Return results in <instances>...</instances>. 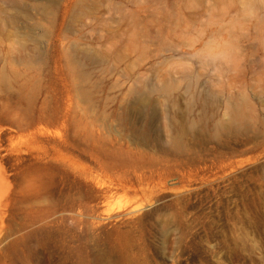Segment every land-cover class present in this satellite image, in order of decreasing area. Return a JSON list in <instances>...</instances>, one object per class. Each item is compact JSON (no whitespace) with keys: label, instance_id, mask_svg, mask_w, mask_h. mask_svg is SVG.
I'll use <instances>...</instances> for the list:
<instances>
[{"label":"rangeland","instance_id":"374dc122","mask_svg":"<svg viewBox=\"0 0 264 264\" xmlns=\"http://www.w3.org/2000/svg\"><path fill=\"white\" fill-rule=\"evenodd\" d=\"M0 123V264H264V0H0Z\"/></svg>","mask_w":264,"mask_h":264},{"label":"bare ground","instance_id":"6f19581e","mask_svg":"<svg viewBox=\"0 0 264 264\" xmlns=\"http://www.w3.org/2000/svg\"><path fill=\"white\" fill-rule=\"evenodd\" d=\"M3 132H4L3 126L0 125V240L5 235V231H6V228L8 225V220H9L10 213H11V206H12V203L14 201L15 195L17 193L16 187H15L16 185L14 186V182H13V180H15V177H14V179L11 178L14 174L10 177V173H9L8 169H6V166H8V165H5V166L3 165V163L5 162V159L7 157L6 153H5L6 147L4 146L6 143L4 144V142H3L5 138L2 139ZM6 135H10V134H6ZM8 137L10 138L9 141H11V137L10 136H8ZM7 140H8V138H7ZM11 153H14V152H11ZM16 155H17V152H16ZM18 158H19V156H18ZM7 161H8V159H7ZM15 171H16V169H15Z\"/></svg>","mask_w":264,"mask_h":264},{"label":"clouds","instance_id":"9594fccd","mask_svg":"<svg viewBox=\"0 0 264 264\" xmlns=\"http://www.w3.org/2000/svg\"><path fill=\"white\" fill-rule=\"evenodd\" d=\"M221 48L222 45L220 42L216 40H209L198 54L204 56L206 59L215 60L223 57L224 53Z\"/></svg>","mask_w":264,"mask_h":264}]
</instances>
